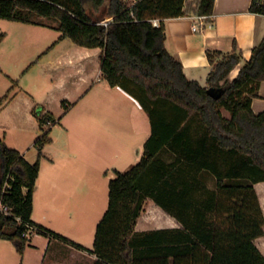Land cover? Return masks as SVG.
I'll return each instance as SVG.
<instances>
[{"label":"trees","instance_id":"obj_1","mask_svg":"<svg viewBox=\"0 0 264 264\" xmlns=\"http://www.w3.org/2000/svg\"><path fill=\"white\" fill-rule=\"evenodd\" d=\"M214 3L0 0V19L39 25H45L40 18L54 20L59 40L103 49L104 78L136 98L150 118L152 132L141 160L110 180L108 209L89 250L98 258L95 264H264L254 242L264 235V214L254 188L264 182V112L252 109L264 82V39L233 80L229 75L242 59L237 45L231 53L209 50L207 87L190 80L182 62L166 48V19L212 15ZM250 11L264 15V0H252ZM154 19L161 20L159 27ZM4 38L0 34V43ZM210 88L222 89L221 96H210ZM36 115L41 135L34 144L39 153L35 164L0 138V201L10 211L0 212V238L23 255L25 233L32 225L84 249L33 224L42 152L52 143L51 129L57 123L52 113L38 110ZM163 151L173 156L172 162L158 158ZM210 176L214 189L209 188ZM148 199L183 228L136 232Z\"/></svg>","mask_w":264,"mask_h":264},{"label":"crops","instance_id":"obj_2","mask_svg":"<svg viewBox=\"0 0 264 264\" xmlns=\"http://www.w3.org/2000/svg\"><path fill=\"white\" fill-rule=\"evenodd\" d=\"M251 2L215 0L211 24L198 32L193 30L194 15L165 20L166 48L182 62L190 80L207 87L212 70L207 52L231 53L235 44L242 59L229 78L237 77L264 39V15L252 13ZM8 22L16 24L11 28L19 33L17 42L22 43V50L33 45L36 51L32 55L35 61L21 78L27 86H20L0 62V72L13 82L10 100L0 106V117L10 112L13 123L27 125L39 136L36 111L52 113L57 120L51 129L52 143L42 152L34 191L33 224L84 249L34 229L23 255L11 241L0 238V264H95L98 258L89 250L93 248L98 223L108 209L110 180L116 177V171H128L141 160L152 132L150 118L136 98L119 86H110L104 78L103 49L79 46L68 38L59 40L61 32L57 26ZM2 33L5 38L0 52L12 55V35ZM33 68L38 69L33 78H24ZM32 88L45 91V97H38ZM54 92L60 95L62 111L53 110L47 99ZM7 93H0V101ZM76 107H81L80 113L71 118ZM252 109L256 114L264 112V82L260 84L259 96L252 101ZM0 138L29 163L38 160L34 147L38 138L29 148L25 144L9 145L5 134ZM254 188L264 214V182L256 183ZM182 228L178 219L152 199L146 200L135 226L138 233ZM89 236H93L92 241ZM254 242L264 256V235Z\"/></svg>","mask_w":264,"mask_h":264},{"label":"rangeland","instance_id":"obj_3","mask_svg":"<svg viewBox=\"0 0 264 264\" xmlns=\"http://www.w3.org/2000/svg\"><path fill=\"white\" fill-rule=\"evenodd\" d=\"M126 3L130 4L132 2V0H125ZM43 21L45 24L47 25H51V26H58V23L54 20H49V19H38ZM15 23H10L8 21H0V33L1 32H7L10 33L12 35V43H13V47L10 48L12 55L6 53L5 51H1L0 52V62L2 63V65L5 67V69H9L10 73L14 75V80L16 82H18V84L20 86L22 85H26L27 83L23 81L22 75H23V71L33 62L35 61L34 57L32 56L34 54V52L36 51V49L34 48V46L32 45L29 49H25L23 48L22 50V43L20 42V45L17 42L19 33L16 31L15 28H11V26H15ZM68 40V39H67ZM71 42V41H69ZM38 69H31L29 71V73L27 74L26 79H31L33 78V76L36 74ZM25 79V80H26ZM11 85H13V82L5 75L2 74L0 72V93H7V91L9 90V88H11ZM33 92L40 98H44L46 93L43 90H35L34 88H32ZM60 95L58 94V92H54L52 95H50L47 99L50 102V106L53 107V110H57V111H62V109L60 108V101H59ZM76 107L73 109V111L71 112V118L72 116H76L78 115L81 110V107ZM79 112V113H78ZM224 115L226 117H230L231 114L230 112L224 110L223 111ZM70 118V117H69ZM12 119V115L10 112L6 113L3 117H0V136L2 135H6V138L9 141V145L14 146L15 143L16 145H27L26 147L29 148L33 145L32 141H35V139H37L39 137V134L37 135L36 131H32L31 129H27L28 126L24 125V126H18L16 123H13L11 121ZM36 137V138H35ZM34 139V140H33ZM20 143V144H19ZM21 147V146H18ZM160 159H164V160H170L173 161V156H171V154L168 151H163L159 157ZM118 163V162H117ZM127 171V170H123ZM110 175L113 176V170L111 168L110 170ZM208 184L209 186L215 187V179L213 177H208ZM88 237V236H85ZM89 238L92 241L93 236H89ZM91 243V242H89Z\"/></svg>","mask_w":264,"mask_h":264},{"label":"built area","instance_id":"obj_4","mask_svg":"<svg viewBox=\"0 0 264 264\" xmlns=\"http://www.w3.org/2000/svg\"><path fill=\"white\" fill-rule=\"evenodd\" d=\"M195 19V24H194V27H193V30L195 32H198L200 31L201 27H206L208 25L211 24V19H212V15H199V16H195L194 17ZM109 22H103V24L105 26L108 25ZM152 23L154 24V26L156 27H159L160 26V23H161V20L160 19H154L152 21ZM0 212L3 213V214H7V215H10V211L9 209L4 205V203L2 201H0ZM36 229L34 226L30 225L29 226V232L28 233H25L26 237L29 239L30 238V232L32 230Z\"/></svg>","mask_w":264,"mask_h":264},{"label":"water","instance_id":"obj_5","mask_svg":"<svg viewBox=\"0 0 264 264\" xmlns=\"http://www.w3.org/2000/svg\"><path fill=\"white\" fill-rule=\"evenodd\" d=\"M208 94L210 96H212L213 98L218 99L221 96V94H222V89L218 90V89H215V88H210V89H208Z\"/></svg>","mask_w":264,"mask_h":264}]
</instances>
